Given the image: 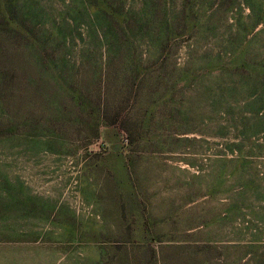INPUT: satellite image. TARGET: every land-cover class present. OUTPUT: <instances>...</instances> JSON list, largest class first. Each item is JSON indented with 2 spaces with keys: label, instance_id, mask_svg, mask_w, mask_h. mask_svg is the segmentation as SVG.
<instances>
[{
  "label": "rangeland",
  "instance_id": "374dc122",
  "mask_svg": "<svg viewBox=\"0 0 264 264\" xmlns=\"http://www.w3.org/2000/svg\"><path fill=\"white\" fill-rule=\"evenodd\" d=\"M0 6V264H264V0Z\"/></svg>",
  "mask_w": 264,
  "mask_h": 264
},
{
  "label": "trees",
  "instance_id": "16d2710c",
  "mask_svg": "<svg viewBox=\"0 0 264 264\" xmlns=\"http://www.w3.org/2000/svg\"><path fill=\"white\" fill-rule=\"evenodd\" d=\"M102 3V4H101ZM100 4L97 3V6H90L88 9L89 14H93L94 17L100 18V20H105L108 21V23L106 25L109 26H114V32L112 33L113 35H121L122 33V29L124 28L123 24L125 22V19L127 18L128 14H120L119 16H117L118 14H115V12H113V18L115 17V20H112V17H109V7L106 6L105 1L101 2ZM151 8H147L144 7L142 13H140L139 15V19L138 21L141 23V26H146L149 23L153 22V19L156 18L155 12L150 10ZM6 7H2L0 6V17L3 18V22L0 23V35H6L9 36L10 33H12L13 35H15L16 37L20 36V38L22 37V35L26 34L29 31V26L27 25L25 19H24V15L22 14L20 17L15 18L14 20H10L8 17V12L6 11ZM117 18V20H116ZM177 18V17H174ZM112 21H114L116 24L119 25V27L117 25H115ZM102 22V21H100ZM103 23V22H102ZM98 25L95 29V33L99 34L100 36H102L103 32V28L101 26V24L99 25V22L96 24ZM3 26H6L7 29H2ZM61 27L58 26L54 29V33H53V37L54 39L57 38L56 41V46H57V51L59 53H62L60 55V59L64 60L66 56H68V52H69V48H66L67 45V40L69 37H67L65 34V30H61ZM2 29V30H1ZM171 30L173 31L172 27ZM31 32V31H30ZM106 33V32H104ZM28 34V33H27ZM33 34V33H32ZM46 35V34H45ZM106 35H108L106 33ZM15 37V38H16ZM51 37H52V33H51ZM50 37V38H51ZM49 38V39H50ZM2 46V43H0V47ZM29 47V45H28ZM1 50H3V47L0 48ZM28 50V48H26ZM3 67H5L4 65H2ZM3 67H0V102L3 101V99L6 97V90L7 88L5 87L6 84V78H7V72L5 71V69ZM58 67V66H56ZM66 65L63 66V68L65 69ZM67 72H65L64 75H66ZM62 88L64 89V92L66 90H72L70 88H65L64 85H62ZM8 91V90H7ZM81 95V93H75L74 97L78 98ZM60 107L62 106L61 103L59 104ZM94 126L93 124H91V127Z\"/></svg>",
  "mask_w": 264,
  "mask_h": 264
}]
</instances>
